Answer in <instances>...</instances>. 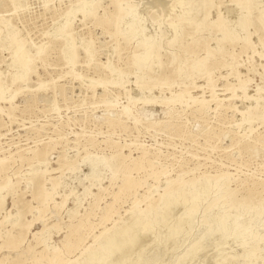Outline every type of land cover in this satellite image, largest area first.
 Here are the masks:
<instances>
[{"label": "rangeland", "instance_id": "1", "mask_svg": "<svg viewBox=\"0 0 264 264\" xmlns=\"http://www.w3.org/2000/svg\"><path fill=\"white\" fill-rule=\"evenodd\" d=\"M81 1L0 0V32L8 21L33 51L25 77L12 81L9 39L0 45V188H10L0 191V264H84L105 235L156 206L162 194L186 195L219 179L222 192L202 203L192 227L184 217L170 231L183 211L171 206L151 229L134 230L138 240L96 264H115L128 249V263L147 255L157 256L156 264H215L225 253L230 264H264V214L254 216L264 205V0L243 10L242 29L244 0L199 5L207 15L199 29L183 21L168 26L173 0H93L88 16L71 13L58 31ZM217 12L221 24L213 25ZM133 21L151 32L162 28L142 66L135 56L143 46L126 34ZM63 34L73 41L71 63ZM198 59L204 63L194 71ZM88 155H103L110 165L97 182L86 177ZM224 214L228 224L239 215L247 236L241 245L205 235L211 219ZM251 234L259 239L247 259ZM200 238L199 252L181 257Z\"/></svg>", "mask_w": 264, "mask_h": 264}, {"label": "bare ground", "instance_id": "2", "mask_svg": "<svg viewBox=\"0 0 264 264\" xmlns=\"http://www.w3.org/2000/svg\"><path fill=\"white\" fill-rule=\"evenodd\" d=\"M192 1L197 2V4L196 5L194 4L195 6H192V7H190L186 3H184V0H173L171 2V10L174 12L173 19L171 20L170 23H168V26L171 29H175L176 26L178 25V23L182 22V21L186 24L192 25L194 29H199L201 26H203L205 24V22L207 20L206 12L198 9V6L199 5L202 6L203 4H206L207 0H192ZM257 4H258V0H244L243 2L238 4L239 13L237 15V19H238L237 25L240 29H242L244 27V20H245V17L247 16L249 10L255 8ZM92 5H93V0L81 1V3L78 4V6L76 8H73V9H71V11H69V15H66V19L64 18L65 19L64 21H62L61 23L59 22V24L57 25V30L62 31L64 29V27L66 26V24L69 22V20L71 18V17L69 18V16H71V13L72 14L74 12L78 13V11H80V12H82L84 17L88 16L92 12ZM243 10H246L247 14L243 13ZM220 21H221L220 20V12H217L216 19H214L213 22H211V21L210 22L213 25H217V24L220 25L221 24ZM4 26H5V31L0 32V45L2 47H5L6 46L5 41L7 39H9V44L7 45L8 47L6 46V48H10V54H11L10 55L11 56L10 61H11V65L14 66V72L11 75V80L15 81V80L24 78L25 75L27 74V72L30 68V65H31V61H32L31 52H33V51H31V48L29 49L30 45L28 47V44L26 43V41L19 36L18 32H16V30L12 27L11 24L8 23V21L4 20ZM149 28L150 27H147V25L145 23L137 24V21H133V29H132L131 33L126 32L127 35H131L136 39L138 37V40H136V42H140L143 46V51L135 56V63L137 64V66H142V65L147 64V61L150 57V55H149L150 48H151V46L155 40L154 37H156L157 34L161 33V31H162L160 24L153 26V28H154L153 32H151V30H149ZM226 30H227L226 35L232 36V34H234L236 28L234 27V25L229 24L227 26ZM63 35H64V40H65L64 51L69 55L68 56L69 57L68 62L71 63V62H73V41L69 35H66V34H63ZM174 38H175V36L172 35L171 39L168 42L169 45H171L174 42V40H175ZM42 49H43V44L38 45L35 47L34 53H32V54L38 55L42 51ZM203 63H204V59L195 60L192 64L191 68L194 71H198L202 67ZM143 81H144V78L140 79L138 82L141 83ZM116 83H119V82L116 81ZM4 90H5V88H4L3 81L0 79V98L3 97V94L5 92ZM263 100L264 99H261L260 101H263ZM258 101H259L258 99H254V102H258ZM203 102L205 104L207 103L204 100H203ZM248 120H249V114L248 115L246 114L245 116H243L242 124L246 123ZM84 160H85V163H86L88 170H89L86 177L91 178L96 182L98 179H101L103 175H106L110 169V165H108L106 158L103 155L95 156V157H90L88 155L87 157H85ZM5 185L6 184H4L2 188H0V191L2 189L3 190L5 189V191H7V192L10 191L9 186L7 187ZM223 186L224 185H223L222 180L219 179V180L211 181L208 184L204 183V184H202V186L199 189H197L196 191L190 190V192L186 195L182 194L181 189H178V190L172 191V192H166V193L162 194L160 199H159V202L156 206H154L150 209H147L146 211H144L140 215L132 216L131 219H129L125 223L123 228L119 231H115L113 235H112V233L105 235L104 238L98 242V245L95 246L96 251L95 252H89L87 254V257L85 259L84 264L100 263V261L104 260L106 255H112V253H114V252L116 253V250H118V249L121 251V249L124 248L123 246L126 245V243L129 244V243H132V242H135L136 240H138L137 236L133 237V235H132L136 228L143 227V228H147V229L150 228L151 229L150 226H152L154 223H158L159 221L163 220L164 218H166L168 216V208H170L171 206H174V205L182 204L183 205V211L181 213L179 212L180 214H178L176 216L175 221L173 222V224L170 227V231H172V232L178 231L181 227L179 225L181 220L185 217L186 222L190 223L191 219L193 217H195L196 213H198L197 211H199L201 209L202 203H204L208 199V197L219 196L220 193L222 192ZM195 187H196V185H195ZM84 192H86V189L84 190ZM78 199H79V196H78ZM2 200H3V195L1 194L0 195V207L3 205ZM230 204H231V202H230ZM217 208H219V207H217ZM211 209L213 210V208H211ZM250 210L251 209L249 207H247L246 210H244V211L248 213ZM217 214H218V212H217ZM263 214H264V205L259 204L257 207V210L255 211V214H254L255 220L261 219V217H263ZM199 216L201 218L200 222H203L204 216H202V215H199ZM199 216H197V217H199ZM209 217H211V216H209ZM226 219H227L226 214H224L223 217L221 216V218H219V219L212 218L211 223L213 222V224L209 226L210 228L208 229V231H206L205 235H207V237H211L216 233L223 234L224 239H227L229 237H233L235 240H237L239 242V245H241L242 244L241 238H243L246 235L244 234V231H243L244 229L242 230V228H241L242 221L240 220L239 215L235 216L229 224L227 223L228 220H226ZM207 220H208V217H207ZM255 220H254V222H255ZM200 224H198V225H200ZM216 224H222V225H220V227H217ZM190 227H192V222H191ZM203 228H204V226H203ZM139 230H140V228H139ZM187 230H189V228ZM260 230H262V229H260ZM135 232H136V230H135ZM134 235H136V234H134ZM182 236H183V234H182ZM258 239H259L258 236L251 234L250 240L248 242V247L246 248L245 246H243L244 253H245V256L247 257V259H250L251 256H253L252 254L255 250L256 242L258 241ZM188 240H190V238L186 237L185 240H183V242L181 241L182 242L181 244H183L185 241H188ZM111 241H114V242L111 243ZM201 245H202L201 244V238L195 239V240L189 242V245H188L187 249L185 250V253L181 257L186 258L188 255L189 256L194 255L196 253V251L199 252ZM178 246H179V242H178ZM178 246L176 245V247H178ZM129 250L131 251V249H128L125 252V254L117 257L115 264H156V258L158 259V257L156 256V258H149L147 255H146L147 257L142 256L141 258L138 256L139 257L138 259H134V257H133L131 263L130 262L128 263V261L131 259V256L133 255L131 252H129ZM246 257H244V258L246 259ZM230 260H231V257L228 255L226 256V254L224 253L220 258H218L215 261V264H230L231 263ZM248 262H249V260H248ZM76 263L77 262H75L74 264H76ZM79 263H77V264H79ZM109 263H107V264H109Z\"/></svg>", "mask_w": 264, "mask_h": 264}]
</instances>
